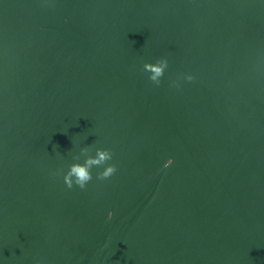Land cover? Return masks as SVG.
<instances>
[{
    "label": "water",
    "instance_id": "95a60500",
    "mask_svg": "<svg viewBox=\"0 0 264 264\" xmlns=\"http://www.w3.org/2000/svg\"><path fill=\"white\" fill-rule=\"evenodd\" d=\"M0 264H264V0H0Z\"/></svg>",
    "mask_w": 264,
    "mask_h": 264
},
{
    "label": "clouds",
    "instance_id": "9594fccd",
    "mask_svg": "<svg viewBox=\"0 0 264 264\" xmlns=\"http://www.w3.org/2000/svg\"><path fill=\"white\" fill-rule=\"evenodd\" d=\"M169 61L167 58H159L155 63H144L143 70L147 72L148 79L159 85L161 78L163 77L165 70L168 68ZM186 81H192L194 79L193 75L188 74L182 77ZM171 86L179 87V79L171 81ZM80 155L73 156L72 160L74 162L70 163L67 170L63 174V181L68 188H73L74 186L85 189L90 181H92V169L95 167L99 169L96 173L97 180H105L111 177L116 171V165L114 163H109L113 159V152L107 148H95L94 155L93 148L90 146L81 147ZM82 161V162H81ZM171 160L164 165L168 167ZM59 175V173H55ZM108 219H112V214H108Z\"/></svg>",
    "mask_w": 264,
    "mask_h": 264
}]
</instances>
